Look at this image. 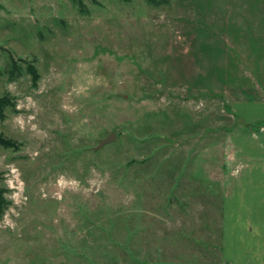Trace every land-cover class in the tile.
Wrapping results in <instances>:
<instances>
[{
    "label": "rangeland",
    "instance_id": "rangeland-1",
    "mask_svg": "<svg viewBox=\"0 0 264 264\" xmlns=\"http://www.w3.org/2000/svg\"><path fill=\"white\" fill-rule=\"evenodd\" d=\"M247 103L264 0H0V264H264V203L221 209Z\"/></svg>",
    "mask_w": 264,
    "mask_h": 264
},
{
    "label": "crops",
    "instance_id": "crops-1",
    "mask_svg": "<svg viewBox=\"0 0 264 264\" xmlns=\"http://www.w3.org/2000/svg\"><path fill=\"white\" fill-rule=\"evenodd\" d=\"M228 106L229 112L234 113L236 106L233 103L228 104ZM243 106H246V108H243L242 121L243 124L248 126L238 123L236 126L232 125L226 131L228 134L226 145L228 144L227 147L230 149L233 148L229 160H237L238 153H240L236 170L238 177L234 175L235 177L232 179L227 178L225 203H221V209L225 208L226 235L230 233V227L236 225L234 218H236L235 207L238 209V203L241 204V215L243 218L248 219V225L250 226L252 225L251 216L255 215L257 220H260V204L264 203V193L262 194V191H264V151L261 150L264 147V123L253 126V123H256L257 120L264 119V115L261 113L258 115L247 114L248 103ZM235 113L238 112L235 111ZM226 166V171L229 172L228 175L230 176V173L232 174L229 168L230 165ZM247 203L252 204L247 206ZM255 225L260 226L258 222ZM245 260L246 258H243L241 264H249V255H247V263Z\"/></svg>",
    "mask_w": 264,
    "mask_h": 264
},
{
    "label": "trees",
    "instance_id": "trees-1",
    "mask_svg": "<svg viewBox=\"0 0 264 264\" xmlns=\"http://www.w3.org/2000/svg\"><path fill=\"white\" fill-rule=\"evenodd\" d=\"M16 65H14V68H15ZM29 73L33 76V80L35 81L36 78H38V73L32 68V69H29L28 70ZM226 105V103H225ZM3 107L0 106V109H2ZM226 109L229 111L230 109H228V107H226ZM237 116V115H236ZM245 126H248L247 124H244ZM3 142H6V143H9L10 141L9 140H5L4 138H2V136L0 135V143H3ZM1 192L2 190H0V199H1ZM7 203H0V216L2 215V212L4 210V207H6Z\"/></svg>",
    "mask_w": 264,
    "mask_h": 264
},
{
    "label": "water",
    "instance_id": "water-1",
    "mask_svg": "<svg viewBox=\"0 0 264 264\" xmlns=\"http://www.w3.org/2000/svg\"><path fill=\"white\" fill-rule=\"evenodd\" d=\"M116 137L114 132L109 133L106 137L99 140L98 144L93 149H98L101 146L110 143Z\"/></svg>",
    "mask_w": 264,
    "mask_h": 264
}]
</instances>
